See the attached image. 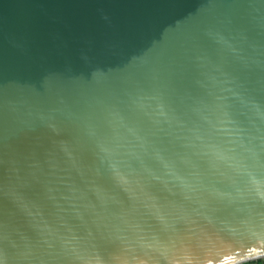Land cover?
<instances>
[{
  "label": "clouds",
  "instance_id": "9594fccd",
  "mask_svg": "<svg viewBox=\"0 0 264 264\" xmlns=\"http://www.w3.org/2000/svg\"><path fill=\"white\" fill-rule=\"evenodd\" d=\"M215 39L242 67L264 64V49L245 51L243 37ZM197 60L202 94L179 111L158 90L102 105L107 132L87 125L91 164L43 118L23 151H0V264H244L264 256V100Z\"/></svg>",
  "mask_w": 264,
  "mask_h": 264
},
{
  "label": "water",
  "instance_id": "95a60500",
  "mask_svg": "<svg viewBox=\"0 0 264 264\" xmlns=\"http://www.w3.org/2000/svg\"><path fill=\"white\" fill-rule=\"evenodd\" d=\"M217 34L243 37L245 51L264 49V0H0V151H23L41 134L43 118L56 121L61 138L78 143L91 164L87 125L107 132L98 123L102 105L158 90L179 111L189 95L202 94L194 83L198 57L264 100V64L242 67ZM141 126L151 138V127Z\"/></svg>",
  "mask_w": 264,
  "mask_h": 264
},
{
  "label": "trees",
  "instance_id": "16d2710c",
  "mask_svg": "<svg viewBox=\"0 0 264 264\" xmlns=\"http://www.w3.org/2000/svg\"><path fill=\"white\" fill-rule=\"evenodd\" d=\"M247 264H264V260H259V261L251 262V263H247Z\"/></svg>",
  "mask_w": 264,
  "mask_h": 264
}]
</instances>
